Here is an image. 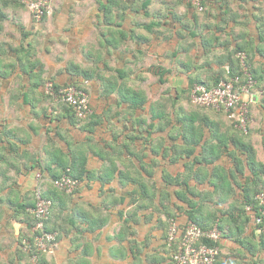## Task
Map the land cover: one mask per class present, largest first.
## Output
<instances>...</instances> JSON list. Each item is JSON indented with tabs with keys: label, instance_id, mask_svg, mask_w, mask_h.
I'll use <instances>...</instances> for the list:
<instances>
[{
	"label": "crops",
	"instance_id": "obj_1",
	"mask_svg": "<svg viewBox=\"0 0 264 264\" xmlns=\"http://www.w3.org/2000/svg\"><path fill=\"white\" fill-rule=\"evenodd\" d=\"M221 4L211 5L205 15L206 17L204 16L205 18H201L200 20V23L210 28H203L201 24L196 25L195 28L193 26L194 30L198 28L196 32H198L200 38H198V36H189V41H182V43L185 44V42H190V40L193 39L191 42L197 44V46L195 48L193 46L192 50L188 53V55L190 54L189 57H192V62H199L196 55L198 56L204 53L206 50L205 48H207L210 49L211 52L208 59L214 62V58L217 57H223L225 60L227 55L232 54V47L236 46L238 43L240 47L242 45H246L247 48L254 46L260 50L258 53L255 49L256 52L254 53L250 49V62L253 64L252 70L256 71L258 82L259 80L263 82L264 0H226L224 6L223 3ZM12 11L13 9L4 10L7 19L5 22L0 23V51L4 54L0 57L5 58L3 61L4 63H9V59L16 55L14 51L16 48H20L19 46L23 40V38H17L18 35L15 32L17 27L15 23L11 22L9 16V12ZM216 24H220L221 28L224 29L222 33L216 31ZM199 32H202V34ZM202 38H209V40L212 41V47H201ZM191 42L185 45H190L192 44ZM113 53H116V51ZM183 54L185 55L186 53L183 52ZM181 59L183 60V57H181ZM5 68L12 73L18 71V69H14V66L10 69L8 66ZM1 70L4 69L1 68ZM193 70L194 69H192L191 72H193ZM172 71L173 75H170L169 82L166 85H174L172 87L169 86L170 88L166 90L173 96L172 100L170 99L171 106L179 107V103L181 102L174 103V101H179V97L175 96V94L183 87L188 74H191V72L175 75L177 73L176 67H172ZM196 72L198 73V71ZM16 76L17 75H14L11 78L8 76L7 80L0 78V157L10 160L7 165L10 170L7 175L10 179L6 184V191L3 193H7L11 185L15 182H17L24 191L31 189L29 187V182L32 187L34 186L35 181L33 179V173L27 175L26 173L21 174L20 171H18L21 169L22 172H25L24 169L30 164V161L35 162L36 159H39L44 162V165L49 163L48 161H54L51 167L54 166L55 168L59 166L58 163L61 165L64 163L66 164L72 157L81 159L86 158L88 161L87 167L90 169L110 168L117 171L114 176H133L135 179L137 177L139 179H144L148 187H151L154 183L158 186L159 191H161V194H158V198L154 201V205L161 208L159 210H149V206L146 207V209L142 208L138 212L139 216L137 221L139 225H136L135 223L125 224L124 222L128 218L127 210L131 209V207H127V210H125V213L121 216H119L118 213V211L121 210V205L118 204L119 198L121 196L126 198L125 206H127V202H129L128 192L134 188V178H125L123 182H121L119 177H114L109 185L104 187L101 186L98 181L81 184L80 187H82V190L75 196L77 212L79 213L78 209H83L84 212L92 209L94 213L98 212L103 214V216L106 215L108 219L105 229H108L109 239L106 240L105 244L99 241L97 233L86 235V238L91 240L93 245H96V247L92 249V253L96 257L91 258V264H174V262L171 263L165 252L160 251L161 244L165 249L163 239L168 221L165 214L175 216V220L182 224L187 221H193L191 216L195 215L198 218L197 221L201 223L203 227L205 226L206 229H212L219 223L221 226V233L223 234L219 245L221 251L219 259L220 264H241L240 262L242 261L247 263L249 260L253 261L258 259V257L264 258V234L256 229L250 214H239V212L236 211L237 208H242L244 204V193L240 192L241 190L237 187V183H234L235 178H233L232 175L239 176V184H249L252 188H256L254 184L258 185L257 188H261L264 183V176L256 180L245 162V156L231 144L230 138L232 134L228 133V129H232L229 128V122L223 124V132H220L217 137L211 136L210 130L205 127L203 131L204 136L199 145L192 147L193 150L191 149L189 151L190 155L182 153V156H180L177 150H173L174 142L167 135L169 131H172L174 128L178 129L180 132L182 127L184 128V126H182L183 124H180L181 122L170 121L167 124V129L153 133L152 141H154V144L148 145L147 140H145L149 137L146 131L147 125L151 120L149 113L151 105H159L161 103L162 106L165 103L164 106H166L167 102L165 99L168 94L167 96L164 95L166 92L164 89L160 90L158 92L160 96L158 95L154 99L153 97L150 99L148 95L144 93V95L147 96V102L145 104L147 109H137L136 114H134V119L141 121L139 124L138 122H129L131 115H127V119L125 118L126 122H121L116 117L112 119L114 122L110 121L107 122V124L98 122V125L94 126L93 131L89 132L85 131V129H81L82 127L80 128L81 125L79 124L76 126L71 125L67 117H61L62 120L60 122H48L44 115L39 116L36 114L38 104H41L40 100L32 99L30 103L23 104L21 99L13 98L11 96L13 90L19 89V79H14ZM5 81H8L9 84H5ZM258 88L259 85H257V89L253 92L254 98L250 105L251 116L248 132L244 135L239 133V137L244 142L253 146L257 161L264 167V94L258 95ZM161 94L166 96L164 100ZM114 104H116L115 101ZM116 106L117 105L114 107L116 108ZM125 107H127V105ZM26 109H28V112H25V114L28 115L26 121L32 120L36 122H13L16 115L20 113L21 110ZM30 110L33 117L30 116ZM213 112L216 113V111ZM218 115L222 116V114ZM223 116L226 120L225 115ZM41 119L43 122H39ZM154 123H159V120H155ZM209 123L210 126L215 124L212 121ZM198 125V122H188V127L186 128L192 133V129ZM135 134L139 135V139L133 140V138L136 137ZM178 137H180L179 142H181V140L183 141L181 135H178ZM195 138H199V136H194V139ZM220 139L226 144H220ZM128 145L130 149H127ZM121 147H123V151H121ZM151 149H154V151ZM102 156L105 157L102 158ZM217 156L219 157L218 160H214L211 163V159ZM231 156L239 157V164L234 165L233 161H230ZM3 167L4 163H0V171ZM237 167H239V173L237 172ZM151 168L154 170L151 171ZM119 171H122L123 174H119ZM149 171L156 175V182L147 180ZM58 172L61 173L60 169H58ZM17 173H19V175H17ZM164 175L170 178L172 177L173 179H179L178 177L181 176L179 187L167 185L162 177ZM185 175L190 177L187 183L183 182L186 181L183 178ZM226 175H229L228 179L232 183V188H235L236 193L230 196H224V194H222L223 198H220L221 189H226V185L220 184L221 186L218 188L219 192H216V187L214 185L219 184L221 181L220 177ZM242 175L244 177H242ZM4 178L5 175L0 172V184L4 182ZM21 179L22 181H20ZM245 179L249 181L246 182L247 180ZM177 189L185 191L183 197L177 198L175 193ZM101 190H104L105 194L101 195ZM164 195L170 196V198L165 200ZM116 202L117 204H115ZM161 202L163 205L160 204ZM6 203L7 201L5 200L0 205L5 207L7 206ZM143 203L148 205L147 201H143ZM56 204L58 205L57 208L60 210L61 206L59 201H57ZM68 206L70 205L68 204ZM158 217H160L161 220L160 224L156 222ZM235 218H238V221H236ZM153 219H155V226H151V224H153ZM146 220L150 222L144 224ZM235 221L237 223H235ZM13 222H17L16 219H11L10 215H3L0 219V234L4 235L5 227L11 225ZM123 225H126V228H123ZM236 225L240 226L242 231H238ZM83 226L85 228L86 224H83ZM110 228L112 231L111 234L115 236L116 233L117 235V244H115L110 237ZM150 229L158 231L160 235L161 244L157 249L151 244L153 238L149 233ZM138 231L142 232L143 235L140 241L135 238ZM241 238L244 240L252 239L251 246H249L251 248L250 251L247 247H241L239 245L238 241ZM95 241L98 242L95 243ZM109 242L111 244H109ZM99 243H101V245ZM141 243H144L146 246L140 247ZM118 244H122V246H118ZM97 245H100L103 250H101V247L98 248ZM132 247L134 248L133 252L139 255L136 259H134L131 254ZM120 249L127 251L125 258L118 257ZM111 250L114 251L113 257L109 255ZM167 250L170 253L168 248ZM99 252L102 253V255L100 254L101 256ZM10 253H12V258H5V255H9ZM143 254L144 257H142ZM19 259L10 249H7L6 252H0V264H18ZM161 260L166 261L163 262ZM251 264L255 263L251 262Z\"/></svg>",
	"mask_w": 264,
	"mask_h": 264
},
{
	"label": "trees",
	"instance_id": "obj_2",
	"mask_svg": "<svg viewBox=\"0 0 264 264\" xmlns=\"http://www.w3.org/2000/svg\"><path fill=\"white\" fill-rule=\"evenodd\" d=\"M122 1V7L126 5L128 7V10L119 9L121 6L119 5L118 0H99L100 2V7L98 12H103L106 13V18L105 21L109 25H111V17L110 15L113 16L114 22H113V33H111V39L107 40L106 46L108 49V55H110V50L113 49L116 51L119 47L120 44L122 43L124 38L133 40L137 42L138 51L137 54L140 52L144 53V56L151 50L150 48L156 49L157 55H160L158 53L156 45L154 42L156 40H162V42H169L167 39H171V41L174 39L172 46V50H164V52L161 54L163 59L166 61L168 59L174 58L175 61L172 67H176V74H185L188 72H191L192 69L193 72L191 74H188L187 79L185 80V83L183 87H181L180 90H178L177 94L175 96H178L179 101H174V103L177 102H184L182 99V94H188L189 100L190 99V94L191 91L193 90V87L196 84L203 85L207 87L208 89H212L217 87L222 81L228 80L233 77H239L240 78V83L244 84L247 82V76L245 75V71L248 72L258 83L259 89L264 85L263 82H258L257 76H256V71L252 70V65L250 62V49L255 53L256 51L259 53V48H255L254 46H251V48H247L246 45H242L241 47L239 46V43L236 44V46L232 47L230 55H227L226 59L224 60L223 57H217L214 58V62L210 61L209 54H211L210 49H207L205 47H212V41L209 40V38H202L201 42V47L205 48V52L202 54H199L196 57L199 59V62H192V57H189L188 53L192 50V47L194 48L197 46L196 43H192L190 45H185L182 43L183 40L186 41L184 34L192 37H197L198 32L194 30L196 25H200L203 28H210L206 26L203 23H200L201 18H205L208 9L210 8L211 5L213 4H221L223 3V6L226 3V0H202V5H203V11H199L195 6H193L191 3H189L188 0H182L183 2V7L185 13L182 16L176 17L174 14H165L162 18L159 20L157 18H152L151 21L149 22L148 25L145 24H137L134 21V17L138 16V12L140 11L139 9H136L133 5L137 0H121ZM153 3L152 0H144L143 1V8H148L151 6ZM178 5V6H182ZM222 5V4H221ZM19 7H25L22 4H20L17 0H0V23L5 22L7 19V15L4 13V10L6 9H18ZM115 7L117 9L116 12H111V8ZM131 7V8H130ZM26 8V7H25ZM177 8V6H176ZM149 12H146L145 16ZM171 18H169V16ZM178 15V14H177ZM33 20H35L32 15H30ZM173 16V18H172ZM205 16V17H204ZM159 17V16H158ZM46 18H43V20ZM36 21V20H35ZM164 21H167L170 23L171 28H177L175 29V34H169V33H164L163 27H164ZM38 22V21H36ZM40 22V21H39ZM38 22V23H39ZM137 25H136V24ZM194 26V28H193ZM216 31L219 33H222L224 31L223 28H221V25L216 24ZM134 27V28H132ZM160 27V28H159ZM111 28V27H110ZM128 28H132V30H128ZM136 28H145L148 32V35L145 33L144 36H136L134 35V32ZM169 28V29H171ZM21 32L23 33V40L21 42V45L19 46L20 48H16L14 51L16 55H14L12 58L9 59V63H4V57H0V78L3 80H7V77L9 78L13 77L14 75H17L14 77V79H19V89L13 90V94L11 95L13 98H18L19 100L21 99L23 101V104L30 103L32 99L34 100H40L41 101V96L44 100L50 99L51 101H55L56 104L59 107H57L55 110L51 111L52 117H49V114L46 112L44 109V117L48 122H54L58 121L60 122L62 120L61 117H67L69 123L71 125H81V129H85V131L92 132L93 128L95 125H98V122H103L104 124H107V122L112 121L113 118H118L120 121V118L122 117L124 120L125 118L127 119L128 111H132L133 113L130 114L131 118L133 120L134 114H136L137 109H142L144 110L147 109L145 106L147 102V96L144 95V91H140L135 88H132L130 85H128V82L130 80V75L132 72H134V69H129L128 66L125 65L124 68L117 69V72L120 74V78L126 82L125 84H116L115 80L113 78H106L103 79L101 74L97 73V71H92V70H80L78 69V66H72L68 68L65 72V78L61 77L64 73H61V71H58L57 74L52 75V73L46 72V76L44 77L45 74V67L43 66V63L41 62L37 49L35 46H33V40L35 39V35L29 31H24L25 28H19ZM115 31V33H114ZM173 31V32H174ZM140 41V43H139ZM143 43V44H142ZM149 44L147 48H144V46ZM152 44V45H151ZM161 44V43H160ZM49 46V45H48ZM45 50H48L49 48L46 49L47 44L44 46ZM256 49V51H255ZM1 52V51H0ZM181 52H185L186 54H182ZM1 55H4L0 54ZM142 55V54H139ZM156 55V53H155ZM33 59H32V57ZM143 56V55H142ZM139 57L140 59L142 58ZM161 57V58H162ZM183 57V60L181 59ZM7 58V57H6ZM128 59V58H127ZM138 59V57H137ZM134 58V60H137ZM163 59L161 61H163ZM223 59V60H222ZM128 65V64H127ZM214 65V66H212ZM9 67V69L14 66V69H18V71H15L12 73L10 70L6 69L5 67ZM172 67H165L163 66H155L157 73V81L161 85L167 84L170 75H173ZM3 68L4 70H1ZM246 68V69H245ZM198 71V73L196 72ZM200 72V75H199ZM212 74V75H211ZM62 78V79H61ZM89 79H93L92 81L96 80H102L103 81V91L99 95L97 93H93L92 95L96 97L97 99H100L97 103H92L90 100L91 95V90L89 93L88 87H90L91 83ZM138 79V76L136 77ZM48 81V82H47ZM138 81H141L138 79ZM5 84H9L8 81H5ZM261 83V84H260ZM50 85V88L47 86ZM68 88H75L77 91L84 93L88 100H89V108L91 109V112L85 117L81 118L77 115V112L74 108L73 105L65 101L63 95L61 94V90L68 89ZM92 89H95L92 87ZM169 94L168 90L164 93V95ZM170 95V94H169ZM170 95L167 97L168 99H171ZM164 100V97H163ZM167 100V99H166ZM13 101V99H12ZM15 101V100H14ZM112 101V102H111ZM114 101L116 104H114ZM55 104V103H54ZM93 104L95 105L93 108ZM103 104V107L100 110L105 109L103 113H100L99 107ZM165 104V103H164ZM164 104L161 106V103L159 105L157 104H152L151 108L149 109V113L151 116V120L147 125V134L149 135L147 140V144H154L153 140V133L156 131L161 132L167 129V124L170 121H173V118L168 117L164 111ZM192 104V103H191ZM116 106V110L114 114L112 115H106L107 112H111L113 107ZM123 105H127V107H123ZM193 105V104H192ZM195 106V105H193ZM175 107V106H174ZM178 109L179 107L176 106ZM127 111H126V109ZM210 109L212 111H215L212 108H206ZM98 111V112H97ZM216 114H222V112H216ZM121 116V117H120ZM159 120V123L155 124L154 121ZM88 121V122H87ZM130 121V120H129ZM134 122H141L140 120H135ZM177 122H181L180 124H183L184 128L179 130L174 128L172 131H169L168 135L169 138L174 142L173 145V150H177L179 152V155L182 156V153H186V155H190L189 151L192 149L194 146H198L202 137L204 136V129L205 127L208 128L211 132V136L217 137L218 136V128L217 125L214 124L210 126L209 119L206 116H200L197 113H191L188 116H185V118H178L177 117ZM188 122L190 123H197L198 126H195L193 132H189L186 127H188ZM229 124L235 128L234 124L229 122ZM215 126V127H213ZM169 129V128H168ZM214 129V131L212 130ZM238 130V129H234ZM240 134L244 135L246 134L245 132H242L238 130ZM178 135H181L183 138V141L179 142ZM135 138L133 140L139 139V135L135 134ZM194 136H199V138H195ZM231 144L241 153L245 156V162L247 166L249 167L253 177L258 180L261 179L264 176V167L263 165L257 161L256 159V153L254 151V148L251 144L244 142L243 140L240 139L239 136L237 135H231ZM221 140V139H220ZM226 144L222 140L220 144ZM222 144V145H223ZM127 149H130L129 145L127 146ZM132 150V149H131ZM154 151V149H151ZM193 150V149H192ZM121 151H123V147H121ZM214 152V150H213ZM212 152V153H213ZM189 153V154H187ZM230 156V155H229ZM105 156H102L104 158ZM218 156L214 157L211 159V163L214 160H218ZM52 160V159H50ZM239 158L238 157H233L231 156L230 161H233L234 165L239 164ZM237 163H236V162ZM10 160L4 159V157H0V163H4V167L1 169V173L5 175L4 182H1L0 184V204L4 202L5 200L7 201L5 207H2L0 205V219L3 217V215L11 216V219H16L17 222L23 223L24 227L27 230L26 236L23 237L21 234L19 237H17V240H20V242L23 244L24 241L29 242L30 248L28 251H23L19 254V260H21L22 256L27 257L30 259L31 257H37V264H59V263H67V264H91V258H95L96 256L92 253L93 247H96V245H93L91 240H88L86 238L87 234H93L97 233L99 237V241L102 242L103 244L106 243V240H108V236L106 237V233L108 229H105L108 223L107 216H103L101 213H94L92 209H90L87 212H84L83 209H78L79 213L77 212V206L75 202V196H77L81 190L82 187L81 184L83 183H90V182H96L98 181L101 186H106L109 185L110 181L114 177H119L120 181L123 182V179L125 178H131L133 179L134 177L131 176H114L115 173L117 172L116 170H112L110 168H99V169H90L87 167L88 161L85 159L77 158V157H72L70 158L67 163L61 165L58 163V167H51L54 161H48L46 165H44V162H42L39 159H36L35 162L30 161V164L25 167V172H22L21 169L20 171L21 174L26 173L27 175L30 173L33 174H41L40 180H38L37 183H34V194L33 198H30L29 195L32 193L31 190L24 191L22 190L21 186L15 182L11 185L9 191L6 193H3L6 191V184L9 181L10 177L7 175V173L10 171L7 167L9 164ZM56 163V162H55ZM155 165V164H154ZM154 167V166H153ZM58 169H60L61 173L58 172ZM119 170V169H118ZM154 170L151 168V171ZM237 172L239 173V167H237ZM242 172V171H241ZM59 173V174H58ZM68 174L71 178L74 180H77L80 184L78 185L77 188L72 193H67L64 190L58 189L57 187L54 186V181L62 177L63 175ZM119 174H123L122 171H119ZM234 174V172H233ZM19 175V173H17ZM16 175V176H17ZM147 180L148 181H155L156 175L152 172L149 171L147 175ZM229 175L226 176H221V181L219 184H215L214 186L216 187V192H219L220 184L226 185V189H221L220 192V198H223V195H234L235 188H232V183L228 179ZM233 178H235L234 183H237V187L241 190L240 192L244 193V204L242 205V208L239 207L237 208L236 211L239 212V214H248L246 212V206L247 205H255L254 212L257 211L256 207V202H255V197L257 194H259L263 190V185L261 188H257L258 185H256V188L250 187L249 184H239V176L238 175H232ZM164 182L169 185V186H175L179 187V180L181 176H179L175 179L172 177H168L166 175L162 176ZM189 176L185 175L183 178L186 181H183L187 183V180L190 179ZM242 177H244L242 175ZM12 179V177H11ZM183 179V180H184ZM237 179V181H236ZM246 182H248V179ZM213 182V181H212ZM125 183V182H124ZM214 183V182H213ZM134 188L128 192L129 195V202H127V206H125L126 198H123L122 196L119 198V203L121 205V210L118 211L119 216L123 215L125 213V210H127V207H131V209L127 210L128 212V218L124 221L125 224H132L135 223L136 225H139L138 220V212L143 208L146 209L148 207L149 210H154V209H160L161 207H156L154 205V201L156 198H158V194H161V191H159L158 186L156 184H152L151 187H148V185L145 184L144 179H139L138 177L135 179L134 178ZM177 185V186H176ZM222 186V187H224ZM40 192V195L42 198L49 199L52 201V208H51V213L49 218L45 221V231L49 233H54L56 234V245L51 253H43V252H38L37 249L34 246V238L37 234H39L40 231H34L35 225H36V218L35 215L33 214V210L36 209L37 205V192ZM112 191V190H111ZM108 192V191H107ZM185 191L183 190H178L175 192L177 198L178 197H183V193ZM105 194L104 190H101V195ZM108 194V193H107ZM9 197H8V196ZM163 195V193H162ZM126 196V195H124ZM165 200L170 198V196L164 195ZM6 198V199H5ZM60 199V200H59ZM182 199V198H179ZM57 201L60 203V210L57 208ZM143 201H147L148 205H145ZM246 202V203H245ZM68 203H71L72 206H68ZM117 204V202L115 203ZM163 205V203H160ZM151 205V207H150ZM123 207V208H122ZM58 209V210H56ZM242 210V211H241ZM147 211V210H144ZM149 212V211H148ZM150 214V213H149ZM152 215V214H150ZM149 215V216H150ZM168 218V221L171 219L175 220V216L165 214ZM25 217L24 221L22 220ZM193 219L194 223H199L197 221V216L192 215L191 216ZM10 219V218H9ZM236 221H238V218H235ZM235 221V223H237ZM150 221H144V224L149 223ZM157 223L161 222L160 217L157 218ZM196 223V224H197ZM83 224H86V227L84 228ZM182 224V223H180ZM204 230L206 227L199 223ZM197 224V225H199ZM216 224V223H215ZM214 224V225H215ZM199 225V226H200ZM213 225V226H214ZM200 226V227H201ZM212 226V227H213ZM219 230H220V225L219 223L217 224ZM211 227V228H212ZM123 228H126V225H123ZM236 228L238 231H242L240 226L236 225ZM259 227L256 226V229ZM221 232V230H220ZM104 233V236L102 237V234ZM222 234V233H221ZM167 235L165 234V245H167ZM223 235V234H222ZM221 235V238L223 237ZM102 237V238H101ZM24 239V241H23ZM103 240V241H102ZM251 238L244 240L240 239L239 245L241 247H247V249L250 251L251 248ZM209 243L208 245L213 246L214 244L212 242L206 241ZM101 244V243H99ZM136 245V244H135ZM216 245H220V242L217 243ZM134 246V245H133ZM146 246L144 243L140 244V247ZM98 248H100V245H97ZM136 247V246H135ZM101 250L103 248L101 247ZM134 251V248L132 247L131 249V254L133 255L134 259H136L139 255ZM127 251L120 249L118 257L125 258ZM54 255L51 259H48V255ZM102 255L101 252H99V255ZM114 251L111 250V253L109 252V255L113 257ZM49 255V256H50ZM98 255V256H99ZM100 255V256H101ZM221 255V254H220ZM220 256L218 257L217 261L215 264H220ZM173 260V259H172ZM29 261V260H28ZM138 261V260H137ZM251 262H254L255 264H264V258L263 257H258L256 260H249V262L242 261L240 262L241 264H251ZM29 264V263H28Z\"/></svg>",
	"mask_w": 264,
	"mask_h": 264
},
{
	"label": "rangeland",
	"instance_id": "obj_3",
	"mask_svg": "<svg viewBox=\"0 0 264 264\" xmlns=\"http://www.w3.org/2000/svg\"><path fill=\"white\" fill-rule=\"evenodd\" d=\"M143 1L144 0H137L133 5L136 9L140 10L138 12V16L134 17V21L137 24L139 23V24L148 25L152 18L154 19L157 18L159 20L165 14H167L168 11H169L168 14L175 13L174 15H176V17L182 16L185 13L184 11L185 9L182 5L183 4L182 0H152L153 1L152 5L149 6L147 9L143 8ZM118 2H119L118 6H121L122 1L118 0ZM100 5L101 4L99 0H53L52 3L53 15L44 20H41L39 23L31 18L29 14V10H27V8L25 7L24 8L19 7L16 10L13 9L12 12H9V16L11 18V22L15 23V26L17 27L15 32L18 35L17 37L18 39L23 38V33L21 32V30L20 31L18 30L19 28L22 27L25 28L24 31L27 30L29 31L30 29L31 32L35 35V39L33 40L32 43L33 46H35V48L37 49L38 56L43 62V66L45 67L44 77H47L46 72L47 74L48 72L49 73L51 72L52 75H55L58 73V71H61V73H64L61 77L65 78V72L68 68L72 66L73 69V66H78V69L80 70L97 71V73L101 74L103 79L113 78L116 84L120 85V84H125L126 82L124 81V79L122 80L120 78V74L117 72V69L124 68L126 65L129 67L130 70L134 69V72H132V74L130 75V80L127 81L128 85H130L132 88L137 89V91L138 90L144 91V93L147 94L150 99H152V97L154 99L158 95L160 96V94H158L160 90L162 89L166 90L167 88H170L169 86L172 87L174 84L173 85L159 84V82L157 81V73L156 71H154V69L156 70L155 66H160V65L161 66L165 65V67L171 68L173 64H175L174 58L171 59L166 58L167 60L165 61L162 57L163 55L162 53L164 52L165 49L167 51L173 49L172 46L174 39L172 41L171 39H167L169 40V42H162L163 39L156 40L154 44L155 45L158 44L156 45V47L160 55H157L156 49L150 48L151 50L145 56L143 52H140L139 54H142L143 55L142 56L137 54V51L139 49L137 46V42L124 38L122 43L120 44V47L116 50V53H113L114 50L111 49L110 55H108L109 48H107L106 42L107 40L111 39V35H112L111 33H113L112 29L114 27L113 25L114 19L113 16L110 15L112 23L111 25L106 23L105 21L106 13L98 12ZM178 5H182V6H178ZM123 8H125V10H128V7L126 5H124L123 7L121 6V8L119 9H123ZM116 11L117 9L115 7L111 8V12L114 13ZM146 12H149L147 14L149 16H145ZM168 16L169 18H171L170 15ZM132 28L130 29L128 28V30H132ZM169 28H171L170 23L164 21V27H163L164 33L175 34L174 30L177 28L174 29L173 28L169 29ZM145 33L148 35V32L145 28H136L134 35L135 37L144 36ZM200 34H202V32ZM184 36L186 41H189L190 37L186 34H184ZM198 38H200V36H198ZM192 40L193 39H191L190 42ZM190 42H185V44H189ZM46 44H47L46 49L49 48L48 50H45L44 46ZM148 46L149 44L146 43L144 48H147ZM181 53L183 54V52ZM141 56L142 58L140 59L139 57ZM134 58H136L137 60L135 61ZM162 59L163 61H161ZM137 76L138 79H140L141 81H138V79H136ZM89 80L91 83L93 79H89ZM103 85L104 84L102 80L95 79V81H92L90 87H88L89 93L91 90V95L89 94V96L92 103L95 104L100 100V99L96 100V97H94L92 94L93 93H97L98 95L99 93L101 94L104 87ZM92 87H94L95 89H92ZM166 96L162 95V97H166ZM167 97H169V94ZM167 97H166L167 100L165 99L167 103L166 106H164L165 107L164 111L166 115H168V117L173 118V121H177V117L185 118V116H188L191 113H197L200 116H206L209 120L214 122L218 127V134L220 132H223L222 131L223 124H226L225 122H228L227 119L226 120L224 119V116L218 115L214 113L212 110L206 109L205 106H199V105L193 106L189 100L188 94H182V99L184 102L179 103L180 110L176 106L172 107L171 101ZM172 98L173 96H171V100ZM94 104H93V108H95L94 106L96 105ZM58 105L60 104H56L55 101L53 100L51 101L50 99L44 100L41 96V104H38L37 107L38 109L36 111V114H38L39 116L44 115L43 113L45 109V113L47 112L49 114V117H52L50 112L55 110L57 107H59ZM102 107L103 104L101 105V107H99V110ZM116 110L118 109L113 107L111 112L106 111V115H112ZM104 111L105 109L100 110L99 112L103 113ZM25 112H28V109L21 110L20 113L16 115L13 122H36L32 120L26 121L28 115H26ZM132 113H133L132 111L130 110L128 111V115ZM30 116L33 117V114H31V110H30ZM120 121L126 122L122 117L120 118ZM39 122H43V120L41 119L39 120ZM112 122L114 121L112 120ZM129 122H134V118L133 120L132 118H130ZM229 128H231L232 130L228 129V133L239 136L240 132L238 130H234L236 128H233L231 125H229ZM212 130L214 131V129ZM33 179L35 183H37L38 180H40V178L37 177V174L33 175ZM20 181H22V179ZM29 187L31 188L29 190H31L32 192L29 195V197L33 198V196H35L33 189L34 186L32 187L30 182H29ZM68 204L71 206V203ZM24 219L25 217L22 220L24 221ZM170 223L171 222L167 221L165 234H168ZM12 224L5 227V231H4L5 233L3 232L4 235L0 234V246H2L0 247L1 249L0 252H6L7 249L8 250L10 249L11 252H13L15 255L25 251L24 245H22L20 240H17V237H19L21 234L23 235V237L28 234L23 223L13 222ZM16 225L18 230L15 229ZM155 225H156L155 219H153V224H151V226H155ZM109 232L111 234L112 232L111 228L109 229ZM149 233L153 238V242L151 244L153 245V247H156L157 249V247H159L161 244L160 235L158 234V231L151 229L149 230ZM103 236L104 233L102 234V237ZM107 236H108V232L106 233V237ZM116 236H117L116 233L115 236L113 234L110 235L111 239L115 244L118 243ZM135 236L134 237L140 241L143 235L142 232L138 231ZM97 242L98 241H95V243ZM109 244L111 243L109 242ZM120 245L122 246V244H118V246ZM163 245L165 246L167 253L164 247L162 246V244L160 251L165 252L166 256L169 257L171 263H173L174 261L172 260V252L171 251L170 253L168 252L167 248L169 249V247H166L165 245V238L163 239ZM11 254L12 253H10L9 255H5V258L8 257V259H11L12 258ZM49 255H48V259L54 257V255H50V256ZM142 257H144V254ZM17 258L19 259V255L17 256ZM37 262H38L37 257H31L30 259H28L27 257L22 256L18 264H28V263L37 264ZM62 264H67V263L64 262Z\"/></svg>",
	"mask_w": 264,
	"mask_h": 264
},
{
	"label": "built area",
	"instance_id": "obj_4",
	"mask_svg": "<svg viewBox=\"0 0 264 264\" xmlns=\"http://www.w3.org/2000/svg\"><path fill=\"white\" fill-rule=\"evenodd\" d=\"M29 10V14L36 21L48 18L53 15V0H17ZM199 11H203L202 0H188ZM246 69V68H245ZM247 82L240 83L239 77H233L222 81L217 87L208 89L207 87L196 84L190 94L193 105L212 108L216 112H222L226 119L234 124L235 128L248 132L250 124L251 109L250 105L254 98L253 92L257 89V81L245 71ZM50 88V85H47ZM65 101L74 106L77 115L85 118L90 112L89 100L87 96L77 91L75 88H68L60 91ZM258 95L264 94V85L257 90ZM41 178V174H37ZM54 186L72 193L80 184L68 174L63 175L56 181ZM257 211L254 212L255 205H247L246 212L252 216L258 231L264 234V187L255 197ZM52 208V201L42 198L37 192L36 209L32 212L36 218L34 231H40L34 238V246L38 252L51 253L56 245V234L46 232L45 221L49 218ZM169 224L167 245L172 252L175 264H215L221 254L217 243L221 240V232L217 225L212 229L204 230L193 221L180 224L177 220L171 219ZM206 241L214 245H208ZM24 250L30 248L29 242L24 241Z\"/></svg>",
	"mask_w": 264,
	"mask_h": 264
},
{
	"label": "water",
	"instance_id": "obj_5",
	"mask_svg": "<svg viewBox=\"0 0 264 264\" xmlns=\"http://www.w3.org/2000/svg\"><path fill=\"white\" fill-rule=\"evenodd\" d=\"M15 229L18 230L17 225L15 226Z\"/></svg>",
	"mask_w": 264,
	"mask_h": 264
},
{
	"label": "clouds",
	"instance_id": "obj_6",
	"mask_svg": "<svg viewBox=\"0 0 264 264\" xmlns=\"http://www.w3.org/2000/svg\"><path fill=\"white\" fill-rule=\"evenodd\" d=\"M229 122V121H228ZM173 259V258H172Z\"/></svg>",
	"mask_w": 264,
	"mask_h": 264
}]
</instances>
